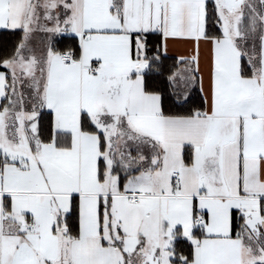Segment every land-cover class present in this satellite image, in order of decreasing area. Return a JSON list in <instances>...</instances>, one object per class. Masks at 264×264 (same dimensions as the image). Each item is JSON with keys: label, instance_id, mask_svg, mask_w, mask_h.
Masks as SVG:
<instances>
[{"label": "snow or ice", "instance_id": "6c2138e0", "mask_svg": "<svg viewBox=\"0 0 264 264\" xmlns=\"http://www.w3.org/2000/svg\"><path fill=\"white\" fill-rule=\"evenodd\" d=\"M0 264H264V0H0Z\"/></svg>", "mask_w": 264, "mask_h": 264}]
</instances>
